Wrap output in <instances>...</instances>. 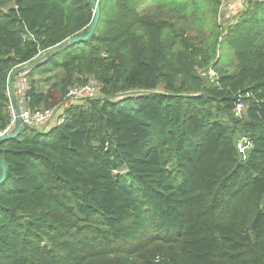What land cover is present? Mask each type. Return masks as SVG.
Instances as JSON below:
<instances>
[{"label":"trees","instance_id":"trees-1","mask_svg":"<svg viewBox=\"0 0 264 264\" xmlns=\"http://www.w3.org/2000/svg\"><path fill=\"white\" fill-rule=\"evenodd\" d=\"M98 3L92 34L59 45L86 34L89 0H0V128L23 66L29 107L89 74L104 94L0 140V264H264V0L224 27L218 0ZM46 66L62 74L41 89Z\"/></svg>","mask_w":264,"mask_h":264},{"label":"built area","instance_id":"built-area-1","mask_svg":"<svg viewBox=\"0 0 264 264\" xmlns=\"http://www.w3.org/2000/svg\"><path fill=\"white\" fill-rule=\"evenodd\" d=\"M98 1V0H97ZM219 3L223 0H218ZM94 11V10H93ZM28 69L19 71L16 76L14 85V99L18 108V114L15 112L14 105L10 100L9 103V122L0 128V136L11 133L17 122V116L20 117L21 124L26 127L36 129L37 131L44 132L51 125L60 123L64 119V107L68 104L81 102L85 98H95L97 93L100 91L102 85L96 83L92 79H88L83 84H73L68 87L65 95V100L62 104L52 107L43 108L29 107L28 96L25 94L27 88L26 72ZM244 104L238 102L235 106L234 112L236 115H241L244 111ZM250 146V143L245 137H241L237 142V148L242 158L246 157V150Z\"/></svg>","mask_w":264,"mask_h":264},{"label":"rangeland","instance_id":"rangeland-1","mask_svg":"<svg viewBox=\"0 0 264 264\" xmlns=\"http://www.w3.org/2000/svg\"><path fill=\"white\" fill-rule=\"evenodd\" d=\"M148 0H136V3L138 6L143 7L147 4ZM199 1H203V0H199ZM241 11V10H240ZM237 12L233 13V10L230 11L229 7H228V2L227 0H223L219 3L218 8H217V13H216V20L218 22H220L221 26H226L228 23H230L232 20L235 19V17L239 14L236 15ZM166 19H169L170 16L169 14L164 15ZM175 30L177 31H183L184 34L186 35H193L195 38V41H197V37L201 36L200 33H202L203 37H208V29L207 28H203L200 32L196 29L193 28L191 26V24L189 23V21L183 20V19H176L175 18V25H174ZM202 37V36H201ZM220 53L223 55L222 56V65L225 67H229L230 69H233V63L231 64V62L235 61L234 56L231 54L230 51H226V50H230V48L225 44V42L221 43L220 45ZM22 69H25V66H23L22 68H20V71ZM34 76L40 80V85L39 87L41 89H45L46 86L48 85L49 81L54 80L55 78L61 76V71L57 68L51 67L49 68V66H46V68L40 69V70H36L33 72ZM209 75L212 76L214 75V71L209 70L208 71ZM49 77V80H44V78ZM88 79H92L94 80L96 83H100L98 82V80L93 76V75H87L84 79L83 82H75L74 84H83L85 83ZM101 85V84H100ZM104 94L102 93V89H100V91L97 93V97H102ZM81 102H76V104L78 103H82Z\"/></svg>","mask_w":264,"mask_h":264},{"label":"water","instance_id":"water-1","mask_svg":"<svg viewBox=\"0 0 264 264\" xmlns=\"http://www.w3.org/2000/svg\"><path fill=\"white\" fill-rule=\"evenodd\" d=\"M89 2L92 4V6L94 8V15H93V19H92V22L90 24V27L88 28V31L86 32V34L68 37L59 45L64 44V43H69V42L73 43V42H77L79 40H84V39H87L92 34V32L96 26L100 10H99V3L97 0H89ZM19 71H20V68L12 70L11 73L9 74L8 80H7L8 87H9L10 100L12 101V103L14 105L15 112L17 114H18V108L16 106L14 95H13V92L11 90V78L14 74L19 73ZM20 127H21V120H20V117L17 116V122H16V126H15L14 130L9 134H5V135L0 136V140L16 137L18 135ZM5 172H6L5 163L0 158V184L3 182V180L5 178Z\"/></svg>","mask_w":264,"mask_h":264},{"label":"crops","instance_id":"crops-1","mask_svg":"<svg viewBox=\"0 0 264 264\" xmlns=\"http://www.w3.org/2000/svg\"><path fill=\"white\" fill-rule=\"evenodd\" d=\"M246 1L247 0H227L230 11L233 10V13L237 12L236 15L243 8ZM13 84L15 85V82Z\"/></svg>","mask_w":264,"mask_h":264}]
</instances>
